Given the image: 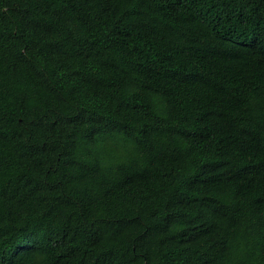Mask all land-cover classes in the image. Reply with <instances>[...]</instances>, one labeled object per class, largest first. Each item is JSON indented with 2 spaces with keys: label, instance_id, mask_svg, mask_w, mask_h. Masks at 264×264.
I'll return each mask as SVG.
<instances>
[{
  "label": "trees",
  "instance_id": "trees-1",
  "mask_svg": "<svg viewBox=\"0 0 264 264\" xmlns=\"http://www.w3.org/2000/svg\"><path fill=\"white\" fill-rule=\"evenodd\" d=\"M0 264H264V0H0Z\"/></svg>",
  "mask_w": 264,
  "mask_h": 264
}]
</instances>
